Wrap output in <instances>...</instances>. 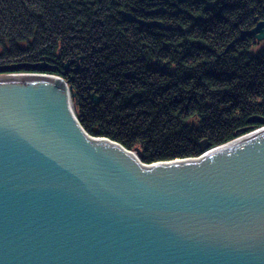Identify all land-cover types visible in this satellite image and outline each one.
<instances>
[{
    "label": "water",
    "instance_id": "95a60500",
    "mask_svg": "<svg viewBox=\"0 0 264 264\" xmlns=\"http://www.w3.org/2000/svg\"><path fill=\"white\" fill-rule=\"evenodd\" d=\"M48 68L0 65V264H264V118L197 157L145 163L88 133L68 81L33 71Z\"/></svg>",
    "mask_w": 264,
    "mask_h": 264
},
{
    "label": "trees",
    "instance_id": "16d2710c",
    "mask_svg": "<svg viewBox=\"0 0 264 264\" xmlns=\"http://www.w3.org/2000/svg\"><path fill=\"white\" fill-rule=\"evenodd\" d=\"M137 1L0 0V65L50 64L33 71L68 81L85 130L140 148L145 163L197 157L204 140L217 146L257 128L248 121L264 118V50L227 49L229 23L219 48L210 36L201 49L199 11L178 13L169 29L141 26L123 13L133 14ZM225 1L237 3L238 27L243 10L264 9V0ZM75 58L83 80L65 69ZM91 92L103 96L98 105Z\"/></svg>",
    "mask_w": 264,
    "mask_h": 264
},
{
    "label": "flooded vegetation",
    "instance_id": "af4514ba",
    "mask_svg": "<svg viewBox=\"0 0 264 264\" xmlns=\"http://www.w3.org/2000/svg\"><path fill=\"white\" fill-rule=\"evenodd\" d=\"M249 2L250 4L255 3L251 0H249ZM247 4L249 3L247 2ZM194 5L198 6L197 10L194 9ZM236 7V2H224V0H166L164 4H162L160 1L158 2L155 0H138L137 7L135 8V10H133V14H131L134 18L133 20H131V22L140 24L141 26L150 29H154L157 27L146 26L142 24L141 21L150 22L156 20L172 27V24L176 19L175 17L178 16V13H187V10L199 11L200 14L197 17L198 24L196 26V29L200 32L202 36L201 38L203 41V45L201 49L209 50L207 44H205L204 42L207 41L210 36L214 38V46L217 45V48H219L221 36H223L224 33V31L222 30L226 29L227 25L225 24L229 23L228 30L230 34L228 37H230L232 34L233 36L229 40V45L227 49L237 51L238 49L246 48L249 53L253 54L264 50V37L259 38L257 36L259 32H257V34L252 33L253 28H255L258 23H264V9L255 15L254 10H243L241 22L245 23V27H238L239 22L235 20L237 11ZM226 12H229V14L231 15L229 17H226ZM154 17H162L167 22L155 19ZM190 17L192 16L187 17L183 14V18L190 19ZM261 30H264V25L261 27ZM228 37H226V39ZM154 62L156 63V61ZM69 65L70 69L68 71L72 73L70 78L71 80L76 81L78 79L83 80L87 78V73L84 72L85 67L81 61V58H75L73 60H70ZM92 93L95 92H91V94ZM73 95L76 96V93H74ZM99 97L100 100L98 103L91 102V98L90 103L98 105L102 100L103 96ZM78 112L79 114L82 113L81 107L79 106ZM250 123L258 124L254 122Z\"/></svg>",
    "mask_w": 264,
    "mask_h": 264
},
{
    "label": "rangeland",
    "instance_id": "374dc122",
    "mask_svg": "<svg viewBox=\"0 0 264 264\" xmlns=\"http://www.w3.org/2000/svg\"><path fill=\"white\" fill-rule=\"evenodd\" d=\"M73 106H74V108H75V111H76V113H77V111H78V108L76 107V103L73 101Z\"/></svg>",
    "mask_w": 264,
    "mask_h": 264
}]
</instances>
